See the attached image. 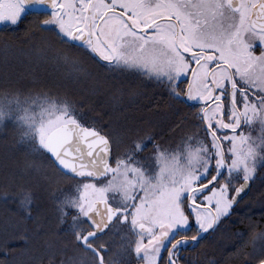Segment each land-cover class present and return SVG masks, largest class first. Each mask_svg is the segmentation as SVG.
I'll list each match as a JSON object with an SVG mask.
<instances>
[{
  "label": "snow or ice",
  "instance_id": "obj_1",
  "mask_svg": "<svg viewBox=\"0 0 264 264\" xmlns=\"http://www.w3.org/2000/svg\"><path fill=\"white\" fill-rule=\"evenodd\" d=\"M27 14H43L41 28L97 62L165 81L171 97L197 109L202 131L179 147L146 134L120 153L119 137L86 126L67 99L0 97V124L19 122L28 151L76 181V195L58 201L61 217L76 210L71 231L83 251L74 264H130V256L182 264V246L230 215L264 164V0H0V24ZM51 58L85 71L69 51L52 50ZM110 233L120 236L115 252L100 243ZM256 238L264 256V232Z\"/></svg>",
  "mask_w": 264,
  "mask_h": 264
},
{
  "label": "trees",
  "instance_id": "obj_2",
  "mask_svg": "<svg viewBox=\"0 0 264 264\" xmlns=\"http://www.w3.org/2000/svg\"><path fill=\"white\" fill-rule=\"evenodd\" d=\"M44 18L29 15L6 36L0 35V97L18 92L21 99L36 94L67 99L85 125L110 139L119 137L113 151L120 153L131 147L137 122L148 124L149 112L169 113V124L177 125L173 112L181 110L179 104L159 99L166 96V87L148 84L132 70L97 62L86 50L41 28L38 21ZM5 42L11 45L7 52ZM52 50L71 52L85 71L52 59ZM18 125L11 118L0 124V264H74L82 252L71 231V207L61 217L58 201L76 195V181L66 179L47 155L28 151L20 139L25 129ZM258 191L251 196L249 212L229 215L213 236H203V264H258L264 258L256 238L264 232V200ZM250 221L258 227L250 229Z\"/></svg>",
  "mask_w": 264,
  "mask_h": 264
},
{
  "label": "flooded vegetation",
  "instance_id": "obj_3",
  "mask_svg": "<svg viewBox=\"0 0 264 264\" xmlns=\"http://www.w3.org/2000/svg\"><path fill=\"white\" fill-rule=\"evenodd\" d=\"M36 16L33 14H27L24 16L22 20H24L27 16ZM39 17H45L43 14L39 15ZM46 18V17H45ZM44 18V19H45ZM21 20V21H22ZM21 21L19 23H21ZM16 26V25H15ZM15 26H5L3 24H0V35L6 36L8 34V30L10 27ZM261 48L260 42H256V50L259 51ZM85 50V49H84ZM104 62V61H103ZM107 63V62H104ZM142 76H145L146 79L144 82L148 84H157L160 86H164L167 88V84L165 81H157L152 77L146 76L143 73L139 72L138 70H132ZM134 83L138 84V81H133ZM143 83V82H142ZM166 96H162L159 99H162L164 101H168L169 103H178L181 110L174 111V115H178V123L177 125H170V117L169 113H160L159 111L149 112V116L147 117L149 119L148 124L144 125L143 121L137 122V125L133 127L132 129V141L134 139H137L139 137H143L146 134H150L153 136L155 141L160 144H164L166 147L169 148H177L181 145L182 141L186 139L188 136H192L194 134H197L198 132H201L202 130L198 129V121L199 117L196 115L197 109L193 108L190 103H185L182 100H177L171 97L168 93L165 94ZM244 130L247 132L250 129L247 127L244 128ZM252 134H256V129H251ZM132 145V142H131ZM151 151V144L148 145V148L145 150L144 155H147L148 152ZM235 183L238 185L240 183H243V180H237ZM249 191L248 193L241 198L238 202H236L233 206V209L231 211L232 215L233 213L238 212H249L251 209L249 207L251 196L256 193V190H258V197L262 199V202L264 200V164H258L257 171L254 175V178L250 180L249 182ZM75 209L71 208L70 213L75 215ZM71 216V217H72ZM229 216V215H228ZM228 216L222 218V220L228 219ZM221 220V221H222ZM72 223V219L70 220ZM220 221V222H221ZM223 225V224H222ZM221 225H218L213 232V230H209L208 233L202 234L204 236V240H206L209 236H213L214 233L217 231L218 227ZM191 232H181V235H192ZM200 238H198V242H192L187 241L181 248L182 252V264H203L202 262V242L204 241ZM120 236L115 233H110L108 235H105L101 237L100 243L105 245L107 248H109L112 252H115L117 247L120 244ZM81 249V248H80ZM83 250L81 249V252ZM110 253H105V260H108ZM162 255H166L162 251ZM214 259V258H213ZM128 260L130 261V264H138L137 259L134 256L128 257ZM116 264H125V261L123 259L117 260ZM216 264V263H215ZM219 264H222V262H219ZM225 264H228L225 262ZM231 264V263H230Z\"/></svg>",
  "mask_w": 264,
  "mask_h": 264
},
{
  "label": "water",
  "instance_id": "obj_4",
  "mask_svg": "<svg viewBox=\"0 0 264 264\" xmlns=\"http://www.w3.org/2000/svg\"><path fill=\"white\" fill-rule=\"evenodd\" d=\"M87 126V125H86ZM103 133V132H102ZM104 134V133H103ZM248 191H249V183H248V186L245 188V190L242 192V193H240L239 195H238V197H237V202L241 199V198H243L247 193H248Z\"/></svg>",
  "mask_w": 264,
  "mask_h": 264
},
{
  "label": "rangeland",
  "instance_id": "obj_5",
  "mask_svg": "<svg viewBox=\"0 0 264 264\" xmlns=\"http://www.w3.org/2000/svg\"><path fill=\"white\" fill-rule=\"evenodd\" d=\"M20 23H18L17 25H19ZM3 52H4V50H3ZM6 174V177L7 178H10V180H12L13 178H14V175H10V173H8V171H7V173H5Z\"/></svg>",
  "mask_w": 264,
  "mask_h": 264
}]
</instances>
